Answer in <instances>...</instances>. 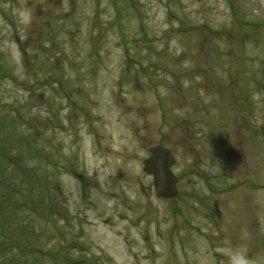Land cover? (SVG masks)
<instances>
[{"label":"rangeland","instance_id":"374dc122","mask_svg":"<svg viewBox=\"0 0 264 264\" xmlns=\"http://www.w3.org/2000/svg\"><path fill=\"white\" fill-rule=\"evenodd\" d=\"M56 2L0 0V264H264V0Z\"/></svg>","mask_w":264,"mask_h":264},{"label":"water","instance_id":"95a60500","mask_svg":"<svg viewBox=\"0 0 264 264\" xmlns=\"http://www.w3.org/2000/svg\"><path fill=\"white\" fill-rule=\"evenodd\" d=\"M59 1L57 0L56 3ZM174 162L169 149L162 146H154L148 149V156L143 161V171L152 177L153 188L141 187L146 198L150 197L152 191L155 197L161 200H171L176 196L177 178L171 171Z\"/></svg>","mask_w":264,"mask_h":264}]
</instances>
